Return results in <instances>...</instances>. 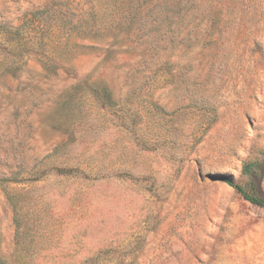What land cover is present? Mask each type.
Returning a JSON list of instances; mask_svg holds the SVG:
<instances>
[{"label": "rangeland", "instance_id": "1", "mask_svg": "<svg viewBox=\"0 0 264 264\" xmlns=\"http://www.w3.org/2000/svg\"><path fill=\"white\" fill-rule=\"evenodd\" d=\"M0 26L6 264L16 212L35 264H264L222 180L264 198V0H0Z\"/></svg>", "mask_w": 264, "mask_h": 264}, {"label": "trees", "instance_id": "2", "mask_svg": "<svg viewBox=\"0 0 264 264\" xmlns=\"http://www.w3.org/2000/svg\"><path fill=\"white\" fill-rule=\"evenodd\" d=\"M8 33H11L10 30L4 26H0V36L5 37ZM0 75L7 73L13 74L17 69L20 68L18 61L20 59L21 53L16 52L12 48H8L0 44ZM104 95H107L106 89H104ZM264 169V153H262L260 159H256L250 162H246L242 166L241 172L247 174L250 177L257 175L259 171ZM222 180L230 187H232L241 197L256 206H259L264 209V198L260 196H255L250 194L244 189L240 184L232 182L228 176L222 177ZM28 212H16L14 216L15 222V249L14 253L15 261L14 264H35L28 257L32 247L33 239L31 238L30 226L33 225L32 220H40L39 218H33ZM0 264H6V261L0 258ZM57 264V263H56ZM63 264H75V263H63Z\"/></svg>", "mask_w": 264, "mask_h": 264}]
</instances>
